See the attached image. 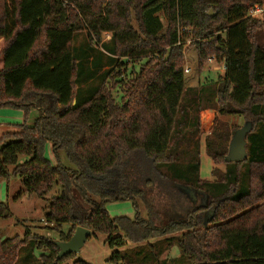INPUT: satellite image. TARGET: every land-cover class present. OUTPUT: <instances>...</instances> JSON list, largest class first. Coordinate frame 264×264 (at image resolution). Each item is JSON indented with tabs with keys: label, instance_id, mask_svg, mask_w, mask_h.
<instances>
[{
	"label": "trees",
	"instance_id": "16d2710c",
	"mask_svg": "<svg viewBox=\"0 0 264 264\" xmlns=\"http://www.w3.org/2000/svg\"><path fill=\"white\" fill-rule=\"evenodd\" d=\"M104 4L0 0V108L39 113L34 125L25 121L0 138V180L19 178L25 193L41 199L57 188L46 220L72 229L68 235L60 231L57 240L29 230L23 239L3 240L0 233V264H17L29 242L43 253V264H64L76 256L58 260L55 243L70 240L78 227L107 236L111 264H264V11L261 20L250 16L264 0ZM209 8L219 16L209 17ZM218 18L223 36L205 42L202 49L210 51L201 49L199 59L207 64L215 57L225 72L186 87L178 28L203 31ZM83 30L92 41L81 53L75 41ZM104 33L112 39L103 44L109 61L103 62V53L90 61L87 50L96 54L92 43L100 45ZM89 62L88 80L110 68L79 104ZM206 110L248 117L253 124L248 158L226 164L237 130L216 118L205 150L228 171L219 176L213 169V183L198 175L200 115ZM48 144L55 162L45 156ZM20 157L28 160L19 164ZM241 164L247 165L244 174ZM176 185L204 192L208 207L193 204ZM116 202H131L134 219L111 217L107 206ZM211 206L214 218L204 226L201 216ZM162 210L171 214L166 223ZM9 216V206L0 202V219ZM174 248L178 257L169 254Z\"/></svg>",
	"mask_w": 264,
	"mask_h": 264
},
{
	"label": "rangeland",
	"instance_id": "374dc122",
	"mask_svg": "<svg viewBox=\"0 0 264 264\" xmlns=\"http://www.w3.org/2000/svg\"><path fill=\"white\" fill-rule=\"evenodd\" d=\"M120 0H100V2H105L104 6L106 5H113L114 2H119ZM210 2L219 1V0H209ZM264 5V4H263ZM213 12L217 13V17L219 16V11H215L214 9H208L207 14ZM251 15L256 18L257 20H261L262 14H254L252 11L250 12ZM216 18V17H215ZM213 18V19H215ZM164 19V18H163ZM207 25V28L201 31L199 28H193L188 26H180L178 28V35L182 39V53H183V69L185 73V85L186 87L197 86L199 81L203 82L205 79L210 81H216L219 76H222L223 73H218L212 69L208 62L207 64L203 61L200 56V50L203 48L202 45L207 42L212 43L215 42L216 39L223 36L221 32L217 31L218 26L221 24V18L214 20ZM165 27L168 26L166 20H164ZM134 28L138 29V24L134 22ZM167 30L165 29L163 33L166 34ZM162 33V34H163ZM168 33V32H167ZM86 30L79 32L77 39L75 41V46L77 49L80 50L82 53L83 49H85L92 41ZM95 37H93L94 39ZM211 38V39H210ZM96 40V39H95ZM111 34L104 33L102 34V39L100 45L96 44V41H93L92 46L96 49V54L91 53L87 50V53L90 55V61L92 60V56H100V53L104 55V63L108 62L109 56L106 55L105 51L103 50V44H109L111 42ZM206 43V45H207ZM209 45V44H208ZM200 48V49H199ZM204 49L210 51V47H204ZM204 51L207 53L209 51ZM94 56V57H95ZM204 56V54H202ZM89 61V60H88ZM84 63H87L85 61ZM85 74L84 81L79 83L78 86V98L77 101L79 104L83 103L89 97L94 94V90L96 86H100L102 80L101 77L103 76L104 72L109 69L110 67H104L98 72L95 76H91L90 80L88 71L91 73L92 63L89 62L85 65ZM188 71L190 74H188ZM203 71V73H202ZM92 74V73H91ZM88 80V82H86ZM212 111V110H206ZM203 111L200 115V122H201V166L198 172L199 180L202 182H209L213 183L215 181V177L212 175V170L216 169L219 172V176L222 174L227 173L228 166L225 164L215 165L212 160L207 156L205 150V139L206 137L210 136L213 132L214 128L217 125V120L226 123L230 130L233 131L234 128L236 130L242 128L244 124L250 120L248 117H241V116H231V117H222L217 114L216 111H212V113H207ZM215 113V114H214ZM39 117V113L37 110L31 109L29 112L25 110L15 109L13 107H2L0 108V138L5 134L13 133L17 131V126L24 124L27 121L28 125H34V122ZM214 118V119H213ZM234 135V134H233ZM233 137V136H232ZM230 139V142L232 140ZM229 142V145H230ZM45 156L54 161L53 153L51 145L48 144L46 147ZM28 159L26 157H20L19 164H24ZM62 161L65 165L68 166V163L63 155ZM241 174L246 173L247 165L241 164L240 166ZM12 170V168H10ZM57 188L52 192L51 195L47 196V199H41L36 195H28L24 192V187L19 178L11 177L9 180H0V202L7 204L9 206V213L10 216L6 219H0V233L2 235V239H11V238H18L23 239L25 237V233L29 230L33 235H37L39 237H43L46 239H58L59 232L62 231L67 233L68 235L72 229L68 225H63L61 227L56 226L54 224H50L47 222V214H48V206L50 204L49 200L53 195H55ZM204 194V193H203ZM197 195V196H196ZM193 195L192 201L193 204L196 206H203L207 205L209 201L206 203V196L196 194ZM214 207L211 206L213 210ZM210 209V210H211ZM107 211L109 212L110 216L115 217H128L130 219H134L135 217V209L131 202H116L111 203L107 206ZM144 214V212H143ZM170 213L168 210H162L163 222H168L170 218ZM145 216V214L143 215ZM205 219V214L201 216V222L203 223ZM212 226V225H211ZM73 236V235H72ZM71 239V238H70ZM107 236L93 233L92 236L87 240L84 247L81 249L79 254L75 255L76 257L72 260H67L64 264H74L75 261H84L88 264H111L109 262L113 250H111L108 245H106ZM69 241V240H68ZM59 242V241H57ZM131 246L126 247V249H131ZM43 253L39 252L33 242H29L20 252L19 260L17 264H43L40 256ZM171 257H178L179 250L178 248H174V250L169 252ZM166 255V253H165ZM164 255V256H165ZM163 256V257H164Z\"/></svg>",
	"mask_w": 264,
	"mask_h": 264
},
{
	"label": "water",
	"instance_id": "95a60500",
	"mask_svg": "<svg viewBox=\"0 0 264 264\" xmlns=\"http://www.w3.org/2000/svg\"><path fill=\"white\" fill-rule=\"evenodd\" d=\"M216 16V13L213 14L212 12L209 13V17L213 18ZM253 131V124L251 121H247L244 126L240 129H238L230 142L229 145V151L228 155L225 157V163L226 164H233L240 161H244L248 158L247 155V136ZM176 187L185 195H187L188 198H190L191 201L193 199V195L196 194H202L203 196H206V203L208 202V196L198 189H193L191 187H186L184 185H176ZM204 193V194H203ZM197 196V195H196ZM203 208H207V205L201 206ZM215 211L209 210L206 213L205 219H204V226H207L214 218ZM93 232L87 228L84 227H78L71 237V239L67 242H56V246L59 248V254H58V260L62 259L63 257H66L70 254H79L81 249L84 247L87 240L92 236Z\"/></svg>",
	"mask_w": 264,
	"mask_h": 264
},
{
	"label": "built area",
	"instance_id": "2783aa9c",
	"mask_svg": "<svg viewBox=\"0 0 264 264\" xmlns=\"http://www.w3.org/2000/svg\"><path fill=\"white\" fill-rule=\"evenodd\" d=\"M263 11H264V5L263 6H257L252 11V13H253V15L254 14H262ZM250 16H252V15L250 14ZM208 63L211 66H213L212 69L214 68L213 69L214 71H217L219 73H224L225 72V66H224V64L223 63H219L215 57L210 58L209 61H208Z\"/></svg>",
	"mask_w": 264,
	"mask_h": 264
},
{
	"label": "crops",
	"instance_id": "0c3cea01",
	"mask_svg": "<svg viewBox=\"0 0 264 264\" xmlns=\"http://www.w3.org/2000/svg\"><path fill=\"white\" fill-rule=\"evenodd\" d=\"M188 74H190V72L188 71ZM207 113H212V111H206ZM215 114V113H214ZM214 119V118H213ZM199 191H201V190H199ZM199 196H200V194H199Z\"/></svg>",
	"mask_w": 264,
	"mask_h": 264
}]
</instances>
